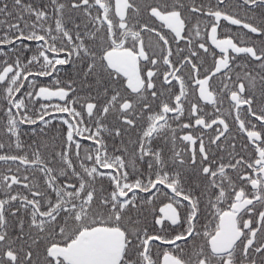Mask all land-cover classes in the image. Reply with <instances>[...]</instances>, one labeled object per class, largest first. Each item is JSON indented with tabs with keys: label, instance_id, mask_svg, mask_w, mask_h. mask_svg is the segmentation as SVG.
Wrapping results in <instances>:
<instances>
[{
	"label": "snow or ice",
	"instance_id": "obj_1",
	"mask_svg": "<svg viewBox=\"0 0 264 264\" xmlns=\"http://www.w3.org/2000/svg\"><path fill=\"white\" fill-rule=\"evenodd\" d=\"M0 264H264V0H0Z\"/></svg>",
	"mask_w": 264,
	"mask_h": 264
},
{
	"label": "flooded vegetation",
	"instance_id": "obj_2",
	"mask_svg": "<svg viewBox=\"0 0 264 264\" xmlns=\"http://www.w3.org/2000/svg\"><path fill=\"white\" fill-rule=\"evenodd\" d=\"M28 137H25V139H27Z\"/></svg>",
	"mask_w": 264,
	"mask_h": 264
}]
</instances>
